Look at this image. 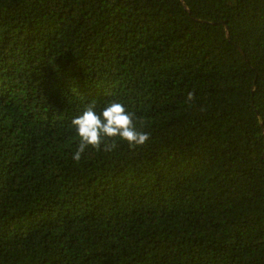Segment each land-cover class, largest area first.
I'll use <instances>...</instances> for the list:
<instances>
[{
	"label": "trees",
	"instance_id": "trees-1",
	"mask_svg": "<svg viewBox=\"0 0 264 264\" xmlns=\"http://www.w3.org/2000/svg\"><path fill=\"white\" fill-rule=\"evenodd\" d=\"M0 264H264V0H0Z\"/></svg>",
	"mask_w": 264,
	"mask_h": 264
},
{
	"label": "clouds",
	"instance_id": "clouds-1",
	"mask_svg": "<svg viewBox=\"0 0 264 264\" xmlns=\"http://www.w3.org/2000/svg\"><path fill=\"white\" fill-rule=\"evenodd\" d=\"M193 100L190 92L186 102ZM95 103L86 105L84 111L71 121L79 137V144L72 159L79 162L88 147L97 151H112L118 141L127 143L130 149L143 146L149 140V133L138 130L134 113L127 111L124 104L112 101L99 113Z\"/></svg>",
	"mask_w": 264,
	"mask_h": 264
}]
</instances>
